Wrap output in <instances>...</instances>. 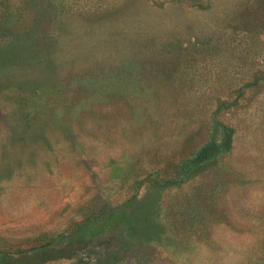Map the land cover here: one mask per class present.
Segmentation results:
<instances>
[{
	"label": "rangeland",
	"instance_id": "obj_1",
	"mask_svg": "<svg viewBox=\"0 0 264 264\" xmlns=\"http://www.w3.org/2000/svg\"><path fill=\"white\" fill-rule=\"evenodd\" d=\"M0 264H264V0H0Z\"/></svg>",
	"mask_w": 264,
	"mask_h": 264
}]
</instances>
